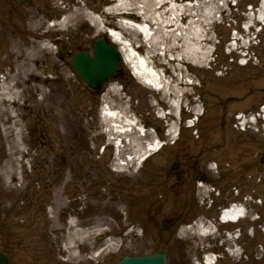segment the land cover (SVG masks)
I'll list each match as a JSON object with an SVG mask.
<instances>
[{
	"label": "rangeland",
	"instance_id": "374dc122",
	"mask_svg": "<svg viewBox=\"0 0 264 264\" xmlns=\"http://www.w3.org/2000/svg\"><path fill=\"white\" fill-rule=\"evenodd\" d=\"M19 1H0V54L2 59L7 52L12 56L11 66L0 73V80L5 82V73L15 72L17 65L20 79L31 68L46 78V69H55L56 74H49L45 84L31 78L39 92L23 93L20 88L19 104L29 101L37 105L21 109L22 103L18 108L11 105L9 116L4 107L11 101L3 97L0 85V251L7 252L12 264H116L125 256L164 248L172 251L171 241L161 231L169 216L183 211L190 220L212 218L218 203L227 207L230 199L246 202L245 196L248 202L263 201L253 208L263 215L256 227L261 229L264 120L259 124L260 119L252 123L250 118L264 103V26L261 29L255 17L263 0H176L186 18L167 27L174 14L170 5L161 11L160 21L157 13L154 22L143 19L155 34L146 43L136 27L121 28L123 17L105 20L151 60L155 71L164 76V90L145 88L124 63L125 81L115 78L116 83L100 93L74 73L70 57L82 51L92 55L97 38L110 39L103 24L88 17L110 12L106 0H57L54 5L51 0H28L25 5ZM11 9L17 10L12 20L8 18ZM64 14L66 22L49 27V21ZM38 17L45 22L41 32L48 33L37 44L50 46L52 55L33 53L32 43L37 41L26 29ZM62 33L66 36L61 38ZM66 47L71 52L61 55ZM11 83L20 86L19 79ZM114 87L118 94L113 93ZM103 104L124 111L133 120L136 115L150 128L146 137L126 133L129 142L133 137L145 146L159 138L165 143L163 148L134 167L127 156L135 148L125 143L126 137V151L119 147L118 156L130 164L122 167L128 170L119 172L115 148L108 145V139L110 135L124 138V134L118 128L112 130L101 117ZM242 113L245 122L236 118ZM13 116L19 121L15 128ZM18 132L20 136H16ZM144 153L138 151L135 159ZM176 158L188 171L179 186L170 174ZM215 164L221 176L216 174ZM231 167L235 173L227 174ZM101 174L102 186L94 182ZM198 175L210 183L238 182L241 194L237 197V191L229 193L222 185L216 200L212 193L207 194L210 185H199L204 181ZM108 205L111 211L105 209ZM192 240L210 243V238L201 236ZM254 254L260 258L252 260L251 253L249 264H264V244Z\"/></svg>",
	"mask_w": 264,
	"mask_h": 264
},
{
	"label": "bare ground",
	"instance_id": "6f19581e",
	"mask_svg": "<svg viewBox=\"0 0 264 264\" xmlns=\"http://www.w3.org/2000/svg\"><path fill=\"white\" fill-rule=\"evenodd\" d=\"M54 1H57V0H53V1L51 0L52 5H54L53 4ZM168 1L169 0H106V2L108 4L107 3H105V4L109 5V7L111 8L110 12H108V13L102 12L101 16L98 18H94V16L92 17V15H89L88 17L94 23H97L98 22L97 20H99V22H98L99 24L97 23L98 25L106 24V22H104L105 20L112 21L115 17H121V18L123 17L122 21H124V22L122 23V27H121L122 29L132 30L133 27H136V28H138L139 32H141L140 34L145 36V39L148 40V42H152L155 34L153 35L152 27L148 26L149 25L148 22H145V21H147L146 19H148V20H153V22H154L153 14H156V13L160 14L161 11L163 10V8L168 7V6H164L165 4H168L167 3ZM64 2H68V1H64ZM134 3H135V5H134ZM132 5H134L135 7L131 8ZM58 6H59V4L57 5V7ZM171 6H172L171 9L174 11V14H172V18L169 19V25H167V27H169V26L174 27L175 25H177L180 21V17L184 15V12H183L182 7H181L182 5L180 3L173 2V3H171ZM258 6L260 9L257 10V13H259V14L258 15L256 14L255 17L259 16V18H262V17H264V2L260 3ZM42 8H44V6ZM11 12H14V13H11ZM16 12H17V10L11 9L10 15L8 16V18H10V20H12V18H16L17 17ZM175 12H176V14H175ZM163 13L165 14V16H168V12H166L165 10L163 11ZM156 18L158 19V17H156ZM251 18L253 19L254 16ZM143 19H145V21ZM157 19H156V21H157ZM160 19H162V14L159 15V21H160ZM69 21H70V18H69ZM32 23H33V25H31L32 29L29 30L31 26H28V28L26 29V32L31 37L35 38L34 41H37L36 44L32 43V44H34L33 45V53H35L37 55L50 53L52 55V51H50L51 49L49 48L50 46H48V48H47V47H44L43 44H37V43H40V39L44 38V36H45V34H43V32H41V30H40L42 27L45 26V22L41 18L38 17ZM82 26H85V24H82ZM114 32H113V34L115 36L117 35L118 37L116 36L115 38H117V39L114 38V39H112V41L114 43L118 44L119 47L121 48V52L123 54L125 63L127 65H129L135 71L136 75L139 76L140 81L143 83V85H145V86L150 85L151 86L152 84H154L152 86V88H154L155 90H161L164 87V84L162 82L164 76L163 75L161 76L160 73L155 71L153 65H151V60H148V58L145 55L138 54L135 51L134 47L132 48L129 43L125 42L124 40H121L120 37H122V36L119 35L120 34L119 32H116V33H114ZM123 39H124V37H123ZM93 49H94V46H93ZM0 50H2V48H0ZM6 54H7V56L4 58L5 60L1 58V54H0V59H1L0 60V73H2L4 71L5 67L11 66V59H10L11 52L10 53L7 52ZM12 54H14V52H12ZM37 55L35 56L36 57L35 60L38 59ZM15 69H16L15 72L8 70L7 74L11 75V78H13L12 80H15V81L17 79L20 80V83H19L20 86H18V85L17 86L19 87V89L20 88L23 89V93H25V92L28 93L30 91H31L30 93L39 92V90H38L39 85L34 83V79L30 80L33 77H36L39 81H43V83L46 82V79L44 81L45 77L42 75H39L38 73H35L34 69H32V68L30 70L24 72L25 76L22 79H20L21 74H22L19 71L20 65H17L15 67ZM13 73L15 74L14 77L12 76ZM125 77H126L125 74L123 76L119 75V77L117 79L118 80L122 79V81L124 82ZM115 83H116V80L109 82L108 83L109 85L107 88H111ZM61 91L66 92V90H64L63 88H61ZM112 91L115 94L119 93V91H117L116 87L112 88ZM20 94H22V93L19 92V90H15L12 92V94L8 95L11 103L9 102L10 104H5V107H4L5 111H6L5 115L9 116L8 112L10 109H12L11 105L13 107H17V108L20 106V104L18 103L19 100L21 99ZM65 96H66V94H65ZM15 100H17V102H15ZM24 105H25V107H27L29 105L30 106L31 105L36 106L37 104L36 103H30L29 101H27ZM21 108H22V106L19 107V109H21ZM105 109L108 110L109 114H111V115H109L107 113L108 117H105L104 119H109L110 116L112 119L115 117H117V118L119 117L118 114H116L115 112H111L112 111L111 105L107 104V107ZM161 117H166V116H161ZM239 119H241V121H242L243 117H240ZM12 120H13L12 127L13 128L17 127L19 121L16 122L15 116H13ZM127 123H128V125L132 124L130 120H128ZM7 130H10V128H7ZM20 134H21V132H18V133H16V136H20ZM130 141H131L130 145H132L135 149H134V154L129 153V156H127V158H130V157L136 155L138 153V151H144L145 153L140 157L139 160H143V158L146 155L152 154L153 152H151V150L157 149L161 144V142L157 141V143L155 145L152 143H148L147 145L143 146V144L137 143V141L133 137H131ZM118 143H120V141L119 140L117 141L114 138L112 140V137H111V139H108V145L109 146H111L112 148L113 147L115 148V146H116V151L114 150V152H115L114 156L116 155L115 159L117 161L120 160V157L118 156L117 152H120V150H121L120 148H118V145H119ZM149 147H150V151L148 150ZM104 149H106V147H104ZM129 149H131V148H129ZM123 150H124V152L126 151V149H123ZM125 154H127V153H125ZM9 161H11V160H9ZM122 166H123L122 164H119V168H121ZM122 170L125 171L128 169L121 168L120 172ZM102 175L103 174L98 175L100 177H97L98 178L97 181H96V178L94 180V182H96L100 186L103 185V182H101V180L99 179V178L103 177ZM94 182H92V183L94 184ZM19 194L20 193H16V198H19V196H20ZM23 195L26 198V195L24 193H23ZM105 209L106 210L108 209L109 211H111V206L108 205L107 208H105ZM245 214H246L245 209H242L240 207L238 208V207L234 206L233 209L224 212L223 220L224 221L236 220L238 218L243 217ZM199 228H201L200 229L201 230V232H200L201 236H205V237L211 236V234H212L211 228L207 229L204 227V225H200ZM170 249H173L174 257H176L177 260H180L181 256L184 254L183 253L184 252L183 245L179 244L177 242H174L173 247ZM160 251H161V249L156 250L157 253H159ZM0 254L1 255H7V252L6 251H0ZM212 263H213L212 257L208 256L206 258L205 264H212Z\"/></svg>",
	"mask_w": 264,
	"mask_h": 264
},
{
	"label": "flooded vegetation",
	"instance_id": "af4514ba",
	"mask_svg": "<svg viewBox=\"0 0 264 264\" xmlns=\"http://www.w3.org/2000/svg\"><path fill=\"white\" fill-rule=\"evenodd\" d=\"M1 1V0H0ZM14 1V0H9ZM217 184V183H215ZM220 213L215 217L216 227L213 229V236L211 238V254L213 257L212 264H249L248 257L253 253L254 260H258L259 256L254 254L258 246L264 244L263 229L253 228L249 229V223L243 222L242 228H232L230 225H224L220 222ZM252 233V234H250ZM184 254L180 260H177L172 253H170L171 261L174 264L187 263V255L190 249L189 246L184 245ZM188 248V250H186Z\"/></svg>",
	"mask_w": 264,
	"mask_h": 264
},
{
	"label": "water",
	"instance_id": "95a60500",
	"mask_svg": "<svg viewBox=\"0 0 264 264\" xmlns=\"http://www.w3.org/2000/svg\"><path fill=\"white\" fill-rule=\"evenodd\" d=\"M104 46V48H102ZM105 47H108L107 45H105V44H100L99 46H98V49L100 48V50L98 51L99 52V55L101 54V53H103V52H108L109 54H110V56H109V60H112L113 58H114V49L113 48H111L112 49V51H109V50H111V49H109V50H107L108 48H105ZM114 51V52H113ZM99 55H98V57H97V59L96 60H99ZM84 57L85 56H77V58H76V61H80V60H85V62H87L86 64L88 65L86 68H89V67H91L92 65H94V62L92 61V62H88L86 59H84ZM109 60H107V61H109ZM106 61V62H107ZM102 66V69L101 70H97V69H94L93 71H95V72H99V73H102L103 72V70L105 69V68H103V67H105V63L103 64V65H101ZM90 69V68H89ZM76 70L81 74V75H83V71H82V68H78V66H76ZM107 76H108V74H107ZM119 264H165V259L162 257V256H156V257H153V258H138V259H136V258H129V257H127V258H125L121 263H119Z\"/></svg>",
	"mask_w": 264,
	"mask_h": 264
},
{
	"label": "clouds",
	"instance_id": "9594fccd",
	"mask_svg": "<svg viewBox=\"0 0 264 264\" xmlns=\"http://www.w3.org/2000/svg\"><path fill=\"white\" fill-rule=\"evenodd\" d=\"M213 167H214V165H213Z\"/></svg>",
	"mask_w": 264,
	"mask_h": 264
}]
</instances>
